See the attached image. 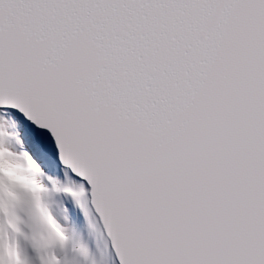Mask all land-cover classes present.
Segmentation results:
<instances>
[{
    "label": "snow or ice",
    "instance_id": "6c2138e0",
    "mask_svg": "<svg viewBox=\"0 0 264 264\" xmlns=\"http://www.w3.org/2000/svg\"><path fill=\"white\" fill-rule=\"evenodd\" d=\"M0 149V264H264V0H0Z\"/></svg>",
    "mask_w": 264,
    "mask_h": 264
},
{
    "label": "clouds",
    "instance_id": "9594fccd",
    "mask_svg": "<svg viewBox=\"0 0 264 264\" xmlns=\"http://www.w3.org/2000/svg\"><path fill=\"white\" fill-rule=\"evenodd\" d=\"M0 176L11 182L24 185L32 191L39 192L41 190V185L31 165L23 159H16L6 149H0Z\"/></svg>",
    "mask_w": 264,
    "mask_h": 264
},
{
    "label": "water",
    "instance_id": "95a60500",
    "mask_svg": "<svg viewBox=\"0 0 264 264\" xmlns=\"http://www.w3.org/2000/svg\"><path fill=\"white\" fill-rule=\"evenodd\" d=\"M23 123L26 130L29 131V133L34 137V139L42 146V148L53 155L56 159V161H59V154L58 150L56 149L55 141L52 138L51 133L46 129L38 128L36 125H34L31 121L27 120L23 114L21 113H15ZM61 166H63L60 163ZM86 183V182H85ZM118 262V261H117ZM119 264V262H118Z\"/></svg>",
    "mask_w": 264,
    "mask_h": 264
},
{
    "label": "rangeland",
    "instance_id": "374dc122",
    "mask_svg": "<svg viewBox=\"0 0 264 264\" xmlns=\"http://www.w3.org/2000/svg\"><path fill=\"white\" fill-rule=\"evenodd\" d=\"M87 238H89L91 241H92V243H93V249L95 250V239L93 238V237H89L88 236V234H87ZM101 246H102V244H101Z\"/></svg>",
    "mask_w": 264,
    "mask_h": 264
},
{
    "label": "bare ground",
    "instance_id": "6f19581e",
    "mask_svg": "<svg viewBox=\"0 0 264 264\" xmlns=\"http://www.w3.org/2000/svg\"><path fill=\"white\" fill-rule=\"evenodd\" d=\"M83 228H84V225L82 224Z\"/></svg>",
    "mask_w": 264,
    "mask_h": 264
}]
</instances>
